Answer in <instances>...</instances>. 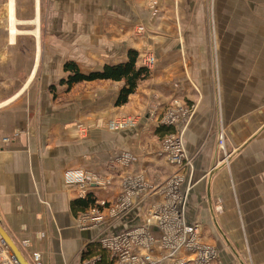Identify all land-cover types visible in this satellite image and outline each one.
<instances>
[{"label":"crops","instance_id":"1","mask_svg":"<svg viewBox=\"0 0 264 264\" xmlns=\"http://www.w3.org/2000/svg\"><path fill=\"white\" fill-rule=\"evenodd\" d=\"M39 1L0 0V222L22 254L30 262L38 251L44 264H79L83 247L91 250L104 234L141 222L148 209L163 203L153 191L175 166L165 159L160 140L177 131L186 154L193 158L186 219L198 224L203 242L217 249L221 264H264V51L248 52V60L233 49L222 56L156 58L149 76L121 106L115 99L122 80L78 82V90L69 92L71 87L64 85L53 96L51 86L66 73L64 64L50 62L44 36L62 38L59 58L75 53L79 70L90 73L105 64L125 62L129 49L139 51L150 43L158 57L167 47L176 50L180 31L182 36V30L186 34L205 27L197 13L206 4L49 0L52 8L46 17ZM210 7L219 28L224 24L236 28L240 14L247 27L253 26L248 18L261 8L255 17L263 26L255 33L250 28L257 39L264 37V0H214ZM242 8L251 16L244 17ZM164 29L172 35L151 34ZM139 31L141 36L136 35ZM237 31L229 32L237 36ZM210 60H217L215 74H222L216 82L217 99L210 97L214 90ZM174 100L193 111L181 112L175 127L166 126L159 120ZM213 107L220 112L218 124ZM121 117L132 118V123L112 129L109 121ZM16 128L22 132L6 144L3 136ZM221 128L227 150L232 147L234 153L227 168L224 163L213 168L223 156L218 158L215 142ZM122 152L129 156L126 163L118 160ZM82 175L89 179L81 180ZM138 175L144 183L140 189H150L151 197L132 200L130 213L111 220L106 204L99 209L107 215L105 224L77 228L78 213L89 208H73V201L86 196L114 201L122 192L123 177ZM93 179L108 182L101 186ZM186 181L187 176L183 191ZM97 251L101 258V252L106 253Z\"/></svg>","mask_w":264,"mask_h":264},{"label":"built area","instance_id":"2","mask_svg":"<svg viewBox=\"0 0 264 264\" xmlns=\"http://www.w3.org/2000/svg\"><path fill=\"white\" fill-rule=\"evenodd\" d=\"M152 61V58L145 60L143 66L148 67ZM178 108L180 105L177 104L176 108L168 109L162 124L167 126L176 122L178 114L175 111ZM130 123H132L131 119L130 121L124 119L118 123L112 121L109 126L117 130ZM161 144L162 153L171 163L177 166L183 165L184 159H188L183 149L181 134L167 135ZM118 160L121 163H126L129 161L128 155L120 156ZM179 177V175H175L171 177L168 184H166L167 182L160 184V189L163 192H167L169 189L170 192L166 195V200L154 207L156 209L151 210L141 222L124 228V230L109 232L98 238V245L101 250L107 253L105 261H102L100 255L97 254L89 257V260L83 261L82 264H101L100 262L103 264H221L218 261L217 249L203 242L200 233H198V224L189 223L186 219L185 203L189 188L186 187L185 193L177 189L181 181ZM85 178L87 177L84 176L81 180H85ZM93 182L105 186L108 181L93 179ZM143 184L141 175L123 177V193L120 199L114 204L108 202L106 206L110 220L123 218L133 210V202L129 200V197L133 192L142 188ZM101 205L105 207L106 202L103 201ZM106 216L98 207H94L92 210L86 211V216L78 218V221L81 222L79 226L93 228L105 224ZM6 258L8 260L4 264H18L13 254L10 258L8 256ZM33 262L42 264L40 254L34 253Z\"/></svg>","mask_w":264,"mask_h":264},{"label":"rangeland","instance_id":"3","mask_svg":"<svg viewBox=\"0 0 264 264\" xmlns=\"http://www.w3.org/2000/svg\"><path fill=\"white\" fill-rule=\"evenodd\" d=\"M202 1L206 4V6H205L206 8H205L204 11L198 12L197 13V17H199V20L201 22H203L205 20L204 22L206 23V25H205L204 28H200V29L198 28V29H194V30L191 29V33L186 32V34H183V30H182V36H180V34H181V31H180V34H179V37H178L179 38V40H178L179 44H178L177 49L174 50L173 48L170 49L171 47H167V49L168 50L170 49V51L165 50V52H163V54L160 57H158L152 51V49L154 47L151 46V43H150L149 46L148 45L146 46L147 48L142 47L141 49H139V51H136L134 49L137 52V54H138L137 55L136 65L145 67L146 69H148L149 74H150V71H152V67H153V65L156 62V58L195 56V55H210V54H219V55L221 54V56H222V54L225 53V50L228 51V50H232L233 49V51H235L236 54L241 52L242 57H246L247 58L246 60H248V58H249L248 52L264 51V37H263V35L261 37H258V39H257L255 37V35L251 32V28H252V30L255 33V31H257L256 29L259 26H263V23L261 21H258L260 19H257L255 17L256 12H260L261 8L254 9L255 14L253 15L254 16L253 19L251 17L248 18V23H252L253 24V26L252 25L250 26L251 28L247 27V23H246V21H244V19H243L241 14L238 17V20H236L237 21L236 28H234V27L232 28V26L230 27V25H228V24H224V26L219 28V27H215V25H214L215 22L213 20V16H214L215 11H213L212 8L210 7L214 0H202ZM39 3H40V7H41L42 11H45V16L47 17L49 9L52 8V6L49 4V0H41V2L39 1ZM242 10L244 11V17H245V13L246 14L248 13L247 15L251 16L249 14L251 12L250 10H246V8H242ZM222 13H224V12H222ZM194 15H195V13L192 15V17H194ZM242 19H243V21H242ZM14 23H15V18H14L13 24ZM38 23H39V18H38ZM33 24L36 25L35 21H33ZM16 25H18V24H16ZM231 29H234V30L237 29L238 30L237 34H236L237 36H233L234 32H229V31H231ZM247 29H248V31H247ZM34 30L32 32L33 34H34ZM48 30H50L49 26H48ZM156 33H160V35H162V36H164V34L169 35V36H166V37H170L172 35L171 32L166 30V29H164L163 31H159V32L152 30L151 34L153 35V34H156ZM136 35L141 36L142 33H140V31H139V32H136ZM34 36H35V34H34ZM38 37H39V27H38ZM38 37L35 38V42L39 43V49H41ZM145 39H147V37H145ZM44 40L47 42L48 54H46V55H48V57L50 58V62L55 63L54 65H59L61 63L64 64V63L69 62V61L76 63V61H77L76 58L77 57L75 56V53H74V56L73 55H69L68 57H66L64 59L59 58V57L62 56V53H61L62 51H61V47L59 48L58 46L61 44L62 38L59 37V38L56 39V37H52V36H48V38H45V36H44ZM68 41H70V43L74 41V33H73V37H68ZM142 46H144V45H142ZM129 50H132V49H129ZM51 52H52V54H51ZM39 55L40 54L38 53V56ZM231 57H232V53H231ZM150 58L153 59L152 63H150L148 67L147 66H143L145 60L150 59ZM216 61L217 60H214L212 62L210 60V66H211V62L213 63L212 64V68L214 69V73L213 74L211 73V76L209 77L210 85H212L211 87L214 88L213 92L210 93V97L213 96V97H215V99H217L216 95H218V93H219L217 91V89H216V82H217V80L219 82V80L221 78V75H222L220 73L215 74L216 68H217L216 67ZM38 62H39V59L37 60V63ZM45 62L47 63V65H52L47 60ZM220 62H222V60H220ZM231 62H232V58L230 59V63ZM77 63H78V61H77ZM83 63H88V62L84 61ZM65 73L66 74L63 76V78H65L67 76V72H65ZM139 83H138V85H139ZM75 84L77 85V83H75ZM75 84L71 85V89H68L67 91L68 92L69 91H74V89L77 88L75 86ZM64 85L66 86L65 83H60L59 84L58 82H57V84L53 85L54 89L51 90L52 95L55 96V95H57V93H60V91H62V89L60 87H63ZM227 86L229 88L233 87L231 85H227ZM68 88H70V87H68ZM76 90H78V88ZM177 104L178 103L176 102V100H174L172 105H169L168 108L166 109L165 115H166V112H167L168 109L176 108ZM184 106L181 104L180 108H178L175 112L179 115L181 112H183L185 114H190L193 111L192 106L190 107V105H188L187 108H186V106L185 107ZM255 107H257V106H255ZM213 110H214V111H212L214 113L213 117L216 116L215 123L218 124V119L220 117L219 109L217 107H213ZM230 114H231V112H230ZM163 117H162V120H163ZM124 119L126 121H130V119L132 120V118H129V117H121V118L111 119L108 124H110V122H112V121H115V122L118 123L119 121L124 120ZM162 120L161 119L159 120L160 123H163ZM176 122L172 123L171 125H167V126L175 127ZM21 132H22L21 129L16 128L10 134H7L6 136H3L2 140L3 141L6 140V141H4V142H6V144L10 143V142H13L14 140H16V137L19 136V134ZM170 134H175V135L181 134L182 135V133L177 132V131H169V132H167L166 134H164L162 136L160 141L164 140V138L167 135H170ZM221 136H222V139H221ZM225 139H226L225 138V133H224V131L221 128V131L219 130V132H217V134H216L215 142H216V146H217L216 147L217 148V153L219 154L218 158L221 155H223V156H221L222 157L221 160H219L217 163H215L213 168L215 166L219 165V164L228 163L230 161V158H231L232 154L234 153V149L232 147H230V149L227 150V145H226ZM220 143H221V145H220ZM221 146H223V147H221ZM162 150H163V148H162ZM126 153L127 152H122V154L120 156L126 155ZM163 155H164L165 159H167L165 154H163ZM186 157L188 159H184L183 165H178L177 166V165L172 163L175 167L172 168V171L170 172V175L168 176V179L165 181V182H167L166 184H168V181H170L171 177H173L175 175H179L180 176L179 178L181 179V181L179 182V184L177 186V189L180 192H184V193H185L186 190L183 191V190L180 189V187L182 185V182H183L184 178H186V176H187V181H186V186L185 187L190 188L192 186V183L189 182V181H190V177L193 174L192 173V171H193V163H192L193 162V158L190 157L188 154L186 155ZM128 159H129V156H128ZM167 161H169V159H167ZM226 166H227V164H225L224 167L227 168ZM71 176H73V175H71ZM83 178H84V176H83ZM173 191H174V189H173ZM168 192H170V189L167 192H163L162 189H160V185L158 184V187H156V191L155 190L153 191V194L156 193V194L161 195L163 197V200L161 202H163V201L166 200V195L168 194ZM122 193H123V190H122L121 194ZM121 194L116 198V200L110 201L109 204H114L115 202H117L118 199H120ZM153 194H152V196H153ZM149 197H151L150 189H148V190L146 189L144 191H142L141 189H138L137 192H133L130 195L129 200H131V201L133 200V201L139 202L140 200L147 199ZM103 201L104 200H98V201L94 200V204L90 205L88 210H92L94 207H98L101 210L102 209L101 207L104 208V206L101 205ZM157 203L159 204L160 201L157 202ZM106 204H108V203L106 202ZM155 209L156 208L148 209L147 212H146V216L151 210L154 211ZM82 216H86V211L79 212L77 217H76V221L75 222H76L77 228H80V229H81V227L79 225H80L81 222L78 221L79 220L78 218L81 219ZM146 216H144V218ZM84 228H87V227H84ZM84 228H82V229H84ZM2 244H3V242L0 239V264H4L8 260L6 257L8 256V258H10V256H11L9 250L6 249L5 246H3L4 244L3 245ZM95 245H96L95 248H93V246L91 247V251H92V255L93 256H95V255H97V253H99L97 251L98 249L101 250L100 246L97 243H95ZM35 252L40 254V258L42 260V264H44V259H43L42 254L40 252H38V251H35ZM78 260H79V264H82L83 261L89 260L88 245H86L85 247H83L81 249L80 259H78ZM30 264H34L33 256H32Z\"/></svg>","mask_w":264,"mask_h":264},{"label":"trees","instance_id":"4","mask_svg":"<svg viewBox=\"0 0 264 264\" xmlns=\"http://www.w3.org/2000/svg\"><path fill=\"white\" fill-rule=\"evenodd\" d=\"M128 59L125 62H120V64H105L101 69L90 71V73H83L79 70L75 62H66L63 65V70L67 72L65 78L60 79V83H65L66 86L71 87V85L78 82H90L92 80H113V81H123V86L116 97L115 105L121 106V104L126 103L128 96L135 92L138 83L143 79H146L149 75L148 69L142 66L136 65L137 52L134 50H129L127 52ZM53 90L54 87L51 86ZM168 130V129H167ZM94 204V199L90 196L84 198H78L73 201L71 207L79 210H85ZM89 257L93 256L91 250H88ZM102 253V261L105 260L106 256L104 252ZM100 254V253H99Z\"/></svg>","mask_w":264,"mask_h":264},{"label":"water","instance_id":"5","mask_svg":"<svg viewBox=\"0 0 264 264\" xmlns=\"http://www.w3.org/2000/svg\"><path fill=\"white\" fill-rule=\"evenodd\" d=\"M0 239L9 248L11 254L15 257L18 264H30L24 254L18 249L14 241L9 237L3 225L0 222Z\"/></svg>","mask_w":264,"mask_h":264},{"label":"bare ground","instance_id":"6","mask_svg":"<svg viewBox=\"0 0 264 264\" xmlns=\"http://www.w3.org/2000/svg\"><path fill=\"white\" fill-rule=\"evenodd\" d=\"M6 141V140H5ZM223 147V146H222ZM183 149H184V147H183ZM3 245V244H2ZM3 246H5V247H7L6 245H3ZM9 249V248H8Z\"/></svg>","mask_w":264,"mask_h":264}]
</instances>
